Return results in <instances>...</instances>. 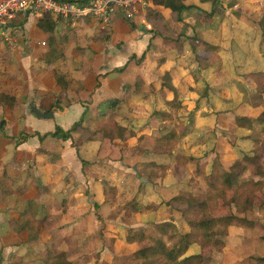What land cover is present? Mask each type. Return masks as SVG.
Wrapping results in <instances>:
<instances>
[{
	"label": "crops",
	"instance_id": "1",
	"mask_svg": "<svg viewBox=\"0 0 264 264\" xmlns=\"http://www.w3.org/2000/svg\"><path fill=\"white\" fill-rule=\"evenodd\" d=\"M138 15L142 14L138 12ZM256 17L250 20L231 14L222 22L207 21L197 30L205 42L218 48V51L209 53L214 64L198 74L200 80L196 89L185 91L186 101L193 104L200 102L199 108L194 110L195 121H200L198 127H202L207 118L210 122L216 120L221 124L233 109V114L238 117L252 119L255 127L256 111L243 97L248 92L247 88L255 84L257 74L264 72L263 16ZM120 18L113 23L115 38L118 37L116 25L121 23ZM30 20H33L32 24ZM37 20L29 19L24 25L15 49L0 41L8 48L5 53H0V94L14 97L17 103L14 108L0 104V248L14 250L21 260L28 249H36L41 258L47 245H51L47 235H41L28 244H25L24 237L22 239L17 235L21 231L20 215L29 209L30 201L37 209L36 219H46L42 231L57 228L65 237L67 234L79 236L88 232L84 220L90 217L91 212L85 211L88 202L81 188L82 185H89L92 193V188L98 183L96 172L90 169L98 168L92 156L97 154L95 159L99 163L98 155L103 149L101 139L81 143V136L75 133L69 140L53 137L52 134L58 128L66 132L71 130L83 118L85 122L94 119L100 103L111 98H124L123 109L113 114L114 119L128 132L136 133L146 120L151 121L153 113L165 111L162 105L169 96L164 88L178 93L180 87H186L184 77L190 72L186 63L192 56L191 49L180 54L171 45H165L163 38L152 39L153 33L141 27L138 28L139 35H130L128 42L125 40L122 52H117L107 41L87 46L82 43L84 37L80 45L71 46L67 45L69 31L70 38H76V32L79 36L89 33V37H93L98 30L94 21L84 20L73 26L63 19H55L58 21L56 30L45 34L37 27ZM30 30L31 33L35 30L34 39L28 34ZM52 40L62 50L63 57L48 65L45 54L51 48ZM153 43L155 48L159 45L163 47L162 56L161 52H155ZM83 48L86 49L84 53ZM144 54L145 58L148 57L146 61L142 59ZM149 54L157 56H154L157 61H151L153 72L150 75L146 65ZM134 56L136 59L133 60ZM55 73L66 76L70 89L61 97L56 113L45 116L41 112L45 99L54 98L60 90ZM216 92L221 93L218 95ZM213 93L216 94L214 98ZM150 105L158 110L154 108L149 114ZM228 105H236V108H228ZM207 108L210 113H206ZM152 122L153 126H158L157 119L152 118ZM250 133L249 129L236 127L237 149L240 152L250 150L251 141L246 139ZM119 150L107 146L109 155L119 156ZM108 157L103 159L112 165L127 166L117 157H112V161ZM137 158L142 157L138 154ZM134 170L137 171L136 166ZM95 194L96 200L93 201L98 204L102 196L99 192ZM55 215L56 223L51 226Z\"/></svg>",
	"mask_w": 264,
	"mask_h": 264
},
{
	"label": "rangeland",
	"instance_id": "2",
	"mask_svg": "<svg viewBox=\"0 0 264 264\" xmlns=\"http://www.w3.org/2000/svg\"><path fill=\"white\" fill-rule=\"evenodd\" d=\"M72 1L82 2V0ZM187 4H196L198 6L196 8H199L187 12L184 22L195 27L196 30H199L201 27L200 25L207 21L222 22L224 19L231 16V14H235L239 17H246L250 20H252L251 18L253 16H257L258 18L264 16V0H217L216 3H214V0L205 2H203V0H188ZM214 4L217 6L220 15H216L213 18L206 15L203 16V19H200V17H202L201 12H210L214 8ZM164 15L166 19L171 17V13L166 11ZM134 20L135 23L133 22ZM134 20L132 22L122 20L119 25H116L117 38H115V33L113 32L114 25L104 29L95 22L98 30H95L94 35H92L93 37H89V33L79 36L76 32L75 35L77 37L72 38L73 36H71L70 38L71 32L69 31L67 45H80L84 37L85 41H82V43L87 46L89 44L97 46V43L101 45L103 42L107 41L117 52H122L125 40L128 42L130 35L140 34L138 28L140 29L141 27V29L151 32L149 31L151 29V24L145 20L143 14L138 15ZM32 23L33 20H30V24ZM166 24L169 26V23L166 22ZM134 25L136 27L133 28ZM160 27L161 29H165L163 25ZM128 30L134 33H129ZM178 30H180L179 26H177L175 30H172L169 26L167 32L168 34L176 36ZM28 34L34 39L35 30H33L32 33L30 30ZM187 34L193 36L194 32L189 28ZM152 39L156 40L155 34H153ZM182 39L183 41L186 40L184 37ZM162 41L165 45H171V47L180 54L186 50L190 51L191 49L188 41H185L183 44V52H180L175 43L168 44L164 37ZM155 46L154 44L153 47L155 52H161L160 56H162L164 51L161 50L163 47L159 45V48H155ZM85 48L82 49L83 53L86 50ZM7 49V46L0 42V53H5ZM123 56H125V53H123ZM154 56L157 57L156 55ZM154 56L152 57L149 54V61L146 62L148 66L147 73L149 75L153 72L151 61H157ZM146 58H144L145 61L147 60ZM194 61V55H192L186 63L190 68L188 75L193 74L196 76L201 74L198 70L199 65L194 63ZM184 81L187 84L186 87H180L178 93L172 90L174 93L178 94L180 100H184L182 109H171L166 103L163 104L162 110L171 113L172 119L162 122L159 118H155L158 120V126L155 127L152 122V118H154L153 113L151 115V121L146 120L144 126L136 133L134 132L136 134L134 139H131L132 137L128 135L125 140L121 141L105 137L104 132L100 130L101 122L96 121L97 115L93 116L94 119H87L84 124L85 128L75 133L79 137L81 136L79 140L81 143H88L101 139V148L103 149L98 155L100 157L99 163H97V159H95L97 154L92 156L94 164L98 165V168L95 166L90 169V171L96 172V180L98 183L95 185V188H92V193L91 186L89 185H82L81 188V193L85 195V201L88 202L87 206L85 205L86 207H84L85 211L95 213V215L90 213V217L84 220L85 226H87L86 230L89 233L85 231L79 234V236L77 234H67L65 237V234H60L57 228H52L46 232L42 231V237L44 235H47L48 238L50 237L48 242H51V245H47V251L50 249L56 252L57 249L61 247L60 250L67 252L70 258L75 260L76 264H150L146 260L137 259L134 256L135 252L139 250V247L129 250L124 248V245L127 243V236L131 233V230H144L147 236L163 237L161 225L166 222H171L176 225L177 231L180 234H185L189 231L188 223L181 212L173 208V205L170 206V202L173 198L178 195H192L205 200L208 197L207 181L211 174L215 171L223 173L238 170L236 168L234 169V164L242 160L254 147L253 142L250 140L252 145L249 151L240 152L239 149H237L238 138L236 127L239 125L237 124L238 116L233 114L234 109L231 111L232 113L228 115L229 117L227 119L221 121L222 125L220 121L215 122V120L210 122L209 118H207L206 123L202 125V127H198V122L200 121H195L194 110L199 108L200 102L193 104L185 100V91H189L190 89L186 77H184ZM203 89L204 88L201 90ZM247 90L248 92H245L243 98L249 103L248 100L251 95L256 92V85L254 84L251 88H247ZM164 91L166 95H168L165 88ZM216 93L220 95L221 92ZM215 96L216 94L213 93V98ZM167 98L170 99V97ZM59 103H61L60 100ZM227 107L236 108V105H228ZM154 108L157 107L154 105L149 106V114L152 113ZM41 109H45V106L44 108L42 106ZM120 109H123V105H121L117 111ZM208 112L210 113V110L207 108L206 113ZM113 114H111V116ZM111 116L107 118L106 122H115L118 126H121L114 119V115ZM255 118H257V121H255L254 131H263L264 124L259 121L257 116ZM172 131H176L178 134H185V136L179 142L173 143L172 145L174 147L172 149H158L156 146L161 136H163V134H169ZM250 131L251 135L253 131ZM248 137H246V139H248ZM106 144L114 148V150L120 149V155H109ZM138 154H140L142 158L138 159ZM134 155L135 157L133 158ZM106 156H109V161H112V157H117V159L126 162L127 166L121 168L119 165H112L110 162L103 159L106 158ZM188 158H194L195 161L188 160ZM134 166H136L137 171L134 170ZM253 171L255 172L254 168L245 171L244 176H251V174L254 173ZM260 176L261 174H259L256 179L258 180L261 178ZM100 179H102L101 182ZM106 184L110 188L116 190L114 194H109L110 198L108 201H106L105 196ZM95 192H99L102 196V200L99 202L97 201L98 204L94 202L97 196ZM263 196L264 192H262V197L256 200L254 208L245 213H238L233 206H225L220 201L219 209L214 213L215 216L221 217L235 213L239 218L251 222L252 226L240 223H234L230 226L228 228L229 234L227 238H225V247L222 249H209V256L213 259L212 264H257L258 258H264V211L260 207L263 202ZM133 204L137 205V212H135L134 207L136 205ZM148 207L152 209L146 210ZM56 220L57 217L55 215L52 218L51 226L56 223ZM45 223L46 219L42 220V230L46 226ZM83 225L84 223L82 226ZM172 233L173 229L170 231V234ZM111 238H115L118 243L117 246H119L118 251L115 253L111 248ZM164 238L167 239L168 237L164 236ZM65 239H67V242H64ZM23 240L26 241L25 244L32 243L27 237H24ZM149 245L150 243L146 242L140 247L145 248ZM44 252L41 254L40 258L38 257L39 255H37L39 252H37L36 249H28L27 254L21 260L17 257V253H15L14 250L8 251L6 248H0V264H40L44 258ZM200 253V246L193 245L186 256Z\"/></svg>",
	"mask_w": 264,
	"mask_h": 264
},
{
	"label": "trees",
	"instance_id": "3",
	"mask_svg": "<svg viewBox=\"0 0 264 264\" xmlns=\"http://www.w3.org/2000/svg\"><path fill=\"white\" fill-rule=\"evenodd\" d=\"M91 1L92 0H82V2L85 3ZM205 1L203 0V2ZM216 1L217 0H214V3H216ZM187 2L188 0H148L144 10H141L142 8L139 9V14H143L145 20L151 24V29L149 31L155 34L156 39L164 37L169 43H175L180 52H183V44L185 41H188L192 50V55H194V63L199 65L198 70L201 72L213 65L209 53L218 51V48L205 42L193 26L184 23L187 12L199 9L194 5L187 4ZM165 11L171 13L169 19L165 18ZM201 13L202 17H200V19H203V16L206 15L212 18L216 15H220L215 4L210 12L202 11ZM120 19L124 20L123 17ZM127 21L130 22V20ZM27 22L28 18H25L17 21L16 24L23 29ZM166 22L169 23L172 30H175L177 26L180 27L176 36L168 34L167 30L169 26H167ZM261 23V26L264 28V16ZM36 24L43 33L48 34L56 30L58 21L51 15H46L38 19ZM162 25L165 29H161L160 26ZM134 27L136 26L134 25L133 28ZM189 28L194 32L193 36L187 34ZM183 37L186 40L183 41ZM197 41H199L198 45L196 44ZM145 56L144 54L142 59H144ZM62 57V50L55 41L52 40L51 48L48 53L45 54L46 63L52 65ZM134 59H136L135 56L133 57V60ZM196 76L193 74L186 76L191 91L196 89L199 79V76ZM55 80L60 89L59 94H56L52 99H45L43 104V108L45 106V109L41 111L45 116H53L56 113L60 108L59 100L70 89V83L65 75L55 73ZM255 85L256 92L251 95L248 102L256 111V116L259 121L264 124V72L257 74ZM138 89L139 84L137 83L136 91H138ZM166 90L170 97L169 100H166L168 107L175 110L182 109L184 100H180L178 94L174 93L172 90L167 88ZM124 102V98H111L101 102L98 106L96 121L101 122L100 130L104 132V136L112 140L121 141L125 140L128 136L136 137L134 132H128L125 127L118 126L115 122H106L107 118L115 113ZM0 104L5 106L8 104L10 108H14L17 105L14 97L3 94H0ZM154 118H159L160 121L166 122L172 119V114L167 111H159L154 113ZM84 123L85 119L83 118L67 132L58 128L56 133L52 134V136L69 140L73 133H78L81 129L85 128ZM237 124L253 131L248 137V139L253 142V150L247 153L242 160L234 164V169L236 168L238 170L223 173L215 171L211 174L207 181L208 197L205 200L192 195H178L173 198L170 202V206L173 205V208L178 209L186 219L189 226V231L187 233L180 234L177 231L176 225L171 222H166L161 225V231L164 236L168 237L167 239H165L164 236H147L144 230H131V233L127 236V243L124 245V248L129 250L139 247V250L134 254L137 259L146 260L150 264H212L213 259L209 256V249H222L225 247V238H227L229 234L228 228L230 226L234 223L252 226L251 222L239 218L235 213L221 217H217L214 214L219 209L220 201L225 206H233L238 213H245L248 210H252L256 200L261 198L262 192H264V129L261 132L254 131L252 119L248 117H237ZM184 136L185 134H178L176 131L163 134L158 140L156 147L158 149H172L174 147L172 144L179 142ZM188 160L195 161L194 158H188ZM251 168H254L255 172L253 171L254 173L251 174V176L245 177L244 172ZM259 174H261V178L257 180L256 177ZM105 190L106 201H108L110 198L109 194H114L116 190L110 188L107 184ZM134 207L135 212H137V205ZM260 207L264 211V196ZM151 209V207L146 208V210ZM36 213L37 209L33 201H30L29 209L20 215L18 221L21 226L19 235L21 237H27L31 242L39 239L42 232V220L36 219ZM171 229H173L172 234H170ZM146 242H149L150 245L141 248L140 246ZM117 244V240L111 238V248L114 253L118 251L119 246H117ZM193 245L200 246L201 253L186 256ZM43 256L44 258L40 264H76L75 260H72L73 258H70L67 252L60 250V248L57 249L56 252L50 249L48 251L46 250ZM257 264H264V258H258Z\"/></svg>",
	"mask_w": 264,
	"mask_h": 264
},
{
	"label": "built area",
	"instance_id": "4",
	"mask_svg": "<svg viewBox=\"0 0 264 264\" xmlns=\"http://www.w3.org/2000/svg\"><path fill=\"white\" fill-rule=\"evenodd\" d=\"M148 0H92L89 3L72 0H0V41L15 49L18 36L23 32L16 24L21 19H40L51 15L73 26L84 20H92L104 29L113 25L118 17L133 21L139 9ZM45 44V43H43Z\"/></svg>",
	"mask_w": 264,
	"mask_h": 264
}]
</instances>
